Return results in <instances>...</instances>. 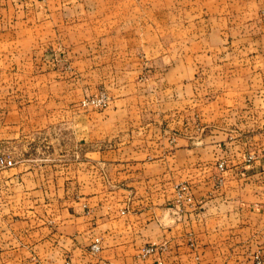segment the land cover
<instances>
[{
    "label": "crops",
    "instance_id": "0c3cea01",
    "mask_svg": "<svg viewBox=\"0 0 264 264\" xmlns=\"http://www.w3.org/2000/svg\"><path fill=\"white\" fill-rule=\"evenodd\" d=\"M5 156L0 264L264 261V0H0Z\"/></svg>",
    "mask_w": 264,
    "mask_h": 264
},
{
    "label": "built area",
    "instance_id": "2783aa9c",
    "mask_svg": "<svg viewBox=\"0 0 264 264\" xmlns=\"http://www.w3.org/2000/svg\"><path fill=\"white\" fill-rule=\"evenodd\" d=\"M107 95L106 94H101L100 97H98L97 99H94L91 101L92 105H106L107 102ZM85 105H90L87 102L84 103ZM254 156L250 157V160H253ZM15 165V162L12 158H0V168H11ZM225 166L223 164L219 165V169L221 172H224L225 170ZM221 181V180H219ZM176 203L177 205H179L180 207H183L184 205H192L193 203V196H192V192L189 188L188 185H180L177 188V192H176ZM101 250V245H100V240L96 239L94 244L91 246V251L93 253H98ZM158 251V248L156 247H146L142 250L141 252V257L145 258L147 256H150L154 253H156ZM66 264H71L69 261L66 262ZM255 264H264V261L262 259V257L260 255L256 256V262Z\"/></svg>",
    "mask_w": 264,
    "mask_h": 264
},
{
    "label": "rangeland",
    "instance_id": "374dc122",
    "mask_svg": "<svg viewBox=\"0 0 264 264\" xmlns=\"http://www.w3.org/2000/svg\"><path fill=\"white\" fill-rule=\"evenodd\" d=\"M101 94H106L108 99H107V102H106V105H92L91 101L94 100V99H97L98 97H100ZM87 102L88 104L90 105H85L84 103ZM111 102H112V97L110 96V94L108 93L107 90L105 89H99L97 90L96 92L84 97L77 105H76V109L78 110H81V111H104L106 109H108L111 105ZM12 158V157H9V156H5V157H2V158ZM13 159V158H12ZM14 160V159H13ZM15 162V160H14ZM221 164L223 165H226L224 162H222ZM15 166V165H14ZM13 166V167H14ZM12 168V167H11ZM1 169H4V168H1ZM220 170V169H219ZM221 172V171H220ZM222 173V172H221ZM191 190V189H190Z\"/></svg>",
    "mask_w": 264,
    "mask_h": 264
}]
</instances>
